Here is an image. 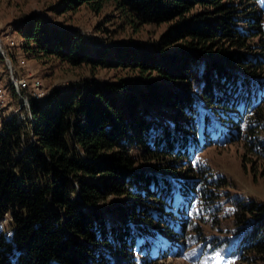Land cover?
<instances>
[{
	"label": "trees",
	"instance_id": "16d2710c",
	"mask_svg": "<svg viewBox=\"0 0 264 264\" xmlns=\"http://www.w3.org/2000/svg\"><path fill=\"white\" fill-rule=\"evenodd\" d=\"M111 1L133 25L174 23L122 47L39 18L15 25L11 49L27 59L144 77L53 88L2 125L0 264H264V204L233 194L207 154L239 142L264 168V0ZM213 220L224 227L205 230Z\"/></svg>",
	"mask_w": 264,
	"mask_h": 264
},
{
	"label": "rangeland",
	"instance_id": "374dc122",
	"mask_svg": "<svg viewBox=\"0 0 264 264\" xmlns=\"http://www.w3.org/2000/svg\"><path fill=\"white\" fill-rule=\"evenodd\" d=\"M200 9L201 7L197 6L191 13ZM30 18H39L50 26L77 30L90 46L104 47L132 46L135 43L151 45L159 40L161 34L168 30L169 25L174 23L172 21L162 24L133 25L121 16L111 0H106L103 8L97 13L90 11L85 6H81L76 10H65L61 0H0V26L3 30V32L0 31L2 32L0 38L4 49L17 60L16 64L12 62L14 75L25 78L28 84L32 80L38 79L42 82L46 91H51L53 88L60 89L72 83H78L85 78H93L99 83H105L116 82L119 78L144 76L125 70L122 67H95L93 69L86 64L71 66L67 62L52 57L27 59V56L25 57L18 48L10 49L8 43L11 39L18 44L21 37L18 27H15V25L27 24ZM3 33H7L8 38L3 36ZM175 45L169 50L175 49ZM20 59L24 60L23 65H20ZM152 77L158 79L156 74H152ZM2 83L5 87H9L6 74L3 76ZM22 90L21 93L27 96L30 103L32 98L29 88L26 87ZM9 94L11 106H19L21 101H18V105H16V100L11 95L10 90ZM207 154L212 165L233 184L229 188L233 191V194H239L245 199L251 198L264 204V168L259 165V162L253 156L247 154L242 143L237 142L220 150L210 148ZM222 216L217 218L227 223ZM7 220L8 217L4 218L1 225L5 226ZM224 223L216 224L213 220L209 225V221V224H205L204 229L216 232L224 227ZM159 264H192V262L178 257L159 261ZM214 264H226V262L217 257Z\"/></svg>",
	"mask_w": 264,
	"mask_h": 264
},
{
	"label": "built area",
	"instance_id": "2783aa9c",
	"mask_svg": "<svg viewBox=\"0 0 264 264\" xmlns=\"http://www.w3.org/2000/svg\"><path fill=\"white\" fill-rule=\"evenodd\" d=\"M1 31V26H0ZM7 34V33H6ZM5 34V37L8 38V35ZM21 41L16 44L13 40L9 39L8 47L11 49L14 46H18ZM0 54L4 59V67L0 62V130L2 125L12 118H15L17 121L24 120L26 116L30 117V103L34 101L35 103L41 104L46 101L50 91H46L43 87V84L40 80L34 79L27 83L25 78H19L14 75V68L11 58L8 54V51L4 49L2 44V39L0 38ZM20 65L24 64V60H19ZM6 74L8 78V86L5 87L2 83L3 76ZM28 84V85H27ZM28 87L31 94V101L29 103L27 96H24L21 92L22 89ZM12 89L17 95L18 101H21L19 106L13 107L10 104V94L9 90ZM8 90V91H7ZM18 105V104H17Z\"/></svg>",
	"mask_w": 264,
	"mask_h": 264
}]
</instances>
